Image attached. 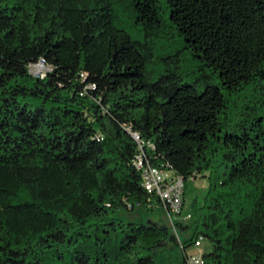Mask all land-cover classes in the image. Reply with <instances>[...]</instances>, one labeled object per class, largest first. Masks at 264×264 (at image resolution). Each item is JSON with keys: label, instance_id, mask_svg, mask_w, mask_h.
<instances>
[{"label": "trees", "instance_id": "16d2710c", "mask_svg": "<svg viewBox=\"0 0 264 264\" xmlns=\"http://www.w3.org/2000/svg\"><path fill=\"white\" fill-rule=\"evenodd\" d=\"M141 144L208 180L182 245L114 216L161 208ZM199 236L264 264V0H0V264H187Z\"/></svg>", "mask_w": 264, "mask_h": 264}, {"label": "built area", "instance_id": "2783aa9c", "mask_svg": "<svg viewBox=\"0 0 264 264\" xmlns=\"http://www.w3.org/2000/svg\"><path fill=\"white\" fill-rule=\"evenodd\" d=\"M37 64H44L40 61ZM30 65L31 73L35 77L44 78L48 73L49 68L44 64L45 67L39 71H35L33 66ZM136 139L139 138L136 136ZM141 153L137 156L135 160L136 169L141 172L142 176V186L146 192L150 195L157 197L160 200L161 208L164 210L165 215L171 225V229L176 233L178 228V223L187 224L192 219V213H184L185 204V183L184 179L174 174L170 171H162L151 165L145 152L142 150V144L140 145ZM136 208L140 205L136 204ZM132 205H128V209H132ZM206 241L204 236H199L193 247L199 250L196 255L187 254V264H204L202 249L203 243ZM180 244L181 241H179Z\"/></svg>", "mask_w": 264, "mask_h": 264}, {"label": "rangeland", "instance_id": "374dc122", "mask_svg": "<svg viewBox=\"0 0 264 264\" xmlns=\"http://www.w3.org/2000/svg\"><path fill=\"white\" fill-rule=\"evenodd\" d=\"M44 64H36L33 66V69L37 72L43 69ZM208 188V180L202 177L197 178L196 180H189L186 183L185 188V206L184 213H191V204L192 201L197 197L201 200ZM115 217L122 219L125 222L134 221V222H153L160 226L161 228L166 229L170 232L171 242L174 244L182 245L179 241H182V235L180 230L176 233L171 229V225L165 215V212L162 208L155 209L152 212L145 211L140 208H136L133 212H127L124 210L118 211L114 214ZM182 243V242H181ZM203 251L210 249V244L205 241L202 247ZM199 253V250L193 246L187 249V254L196 255ZM48 262V261H47Z\"/></svg>", "mask_w": 264, "mask_h": 264}]
</instances>
